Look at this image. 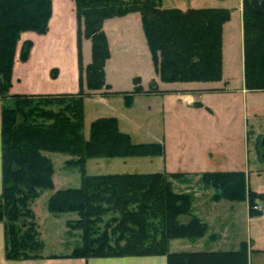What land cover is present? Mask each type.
Segmentation results:
<instances>
[{
  "label": "trees",
  "instance_id": "16d2710c",
  "mask_svg": "<svg viewBox=\"0 0 264 264\" xmlns=\"http://www.w3.org/2000/svg\"><path fill=\"white\" fill-rule=\"evenodd\" d=\"M78 18V53L81 88L76 94L14 95V106L2 108L3 178L1 205L10 206L8 214L17 215L39 189L53 188L52 160L45 152L70 156L68 163L81 169L89 158L159 156V142L134 143L122 132L116 117L92 121L90 137L83 134V79L92 89L108 87L104 66L110 56L105 20L140 12L142 25L152 54L153 64L166 82L216 81L222 78L223 25L230 20L226 8H162L161 0H75ZM244 29L245 80L248 89L264 90V0H242ZM52 14V0H0V95L7 97L18 40L24 31L46 33ZM92 39V61L82 64V40ZM32 41L24 42L20 58L27 60ZM156 85V84H155ZM152 86V91L157 86ZM140 79L133 91L122 93L126 105L143 93ZM58 106V110L48 106ZM182 173H108L83 175L78 188L53 193L48 208L55 214L76 212V222L85 229V243L74 256H123L165 254L167 264H248L247 244L236 251L170 252L172 239L195 240L207 226L192 215V196L174 190L172 179ZM206 186L216 190L215 200L244 201L249 198L250 214L258 193L248 190L243 171H206L200 174ZM264 200V196L260 195ZM117 237L112 244L106 229L96 235L95 226L103 217ZM186 217L187 220H184ZM6 227L7 255L28 257L37 248L17 245L14 230ZM11 237V239H10ZM34 246V247H33Z\"/></svg>",
  "mask_w": 264,
  "mask_h": 264
},
{
  "label": "crops",
  "instance_id": "0c3cea01",
  "mask_svg": "<svg viewBox=\"0 0 264 264\" xmlns=\"http://www.w3.org/2000/svg\"><path fill=\"white\" fill-rule=\"evenodd\" d=\"M180 5L179 7H164L163 0L161 1L162 8H179L183 11L190 8H204ZM220 8H226L231 13L230 20L223 25L222 78L207 82H166L161 79L153 64L140 12H129L123 16L105 20L104 31L108 40L110 56L106 60L104 72L110 94L100 92L93 94V99H88L90 102L85 100L86 108L89 104L93 112L89 122L85 120V129L87 126L90 128L91 122L97 118L116 117L119 129L128 133L134 143L159 142L163 144L164 117L167 112H171L173 116L172 131L176 137L179 138L181 135H186L184 133H189L187 143L191 144V139L195 136L205 134L207 137L208 135V140L206 139L204 144L197 147L196 153L189 148L190 146L187 148L192 163L183 164L182 168L176 162L172 163L174 168L166 167L164 148V154L159 156L111 158V160L124 165L137 160L135 161L137 164L130 165V167L134 166L133 168L141 167L142 165H139L143 163L151 164L157 160L164 166L161 170L151 172L131 170L118 173H182L188 179H193L195 176L194 180H197L199 175L206 171H243L246 174L248 188L259 193L250 186V177L251 173L257 174L259 177L264 175V168L260 166L261 164H256L252 170L247 159L245 168H236L238 166L231 165L222 169L219 166L232 156L230 155V140L231 138L234 140L236 135L229 131L228 125L230 117L234 115L241 119V132L236 139H245L247 149L250 147V141H254L258 159L264 160V146L261 145V141L264 140V90L248 89L246 86L242 0L238 2L237 6ZM114 24L119 30L112 37L107 28ZM226 28L229 29L227 46ZM27 40L32 41V47L28 59L22 61L20 59L21 48L24 41ZM91 61L92 42L89 39H83L82 64L86 67ZM136 78L140 79V85L144 92L136 94L132 104L128 106L125 104L122 93L134 90ZM152 84L157 85L155 91H152ZM125 87H128L130 91H124ZM80 88L81 72L76 3L75 0H52V14L48 31L40 34L29 30L21 35L16 48L9 93L12 96L76 94ZM83 88L88 90L84 79ZM6 100V97L0 95V197L4 189L1 114ZM156 129H158V133L155 131ZM89 133L84 134L86 139L89 138ZM250 137L252 138L250 139ZM175 145L173 160L178 161L184 151L180 152L178 146L181 144L176 139ZM96 163L99 164L100 161H96ZM210 166L218 168L206 169ZM261 193L264 194L263 191ZM209 194L208 202L203 199L208 204V210L218 213V209L223 207L226 209L224 213L228 216L227 219L231 216L229 212H226L227 209L233 208L234 204L240 206L242 215L247 217L245 218L246 226L248 225L250 235V240L245 241L248 264H264V210L261 214L252 216L249 213L247 201L232 203L220 200L217 202L212 199L213 192ZM256 203L264 205V200H256ZM184 218L187 220L186 217ZM210 239L212 240V238ZM179 241H183V239H172L171 244L175 245ZM225 244L226 246L223 248ZM225 244L221 248L208 247V252L237 250L230 247L231 245H228L227 241ZM176 250L170 247V251ZM188 251L202 250L194 248ZM0 264H167V256L156 254L84 257L58 253L10 258L7 255L5 224L0 221Z\"/></svg>",
  "mask_w": 264,
  "mask_h": 264
},
{
  "label": "rangeland",
  "instance_id": "374dc122",
  "mask_svg": "<svg viewBox=\"0 0 264 264\" xmlns=\"http://www.w3.org/2000/svg\"><path fill=\"white\" fill-rule=\"evenodd\" d=\"M178 1L184 3H179ZM239 1L240 0H163V6L179 7L181 6L180 4H185V7L189 5L199 6L204 8L233 7V6H237ZM235 21L237 20L235 19ZM103 28H104V24H103ZM107 30L109 34L113 37V35H115L114 33H116L117 30L119 29H117L116 24H114L108 26ZM228 31L229 29L226 28L225 30L226 46H227V38L229 35ZM21 35H20V39H21ZM20 39L18 40V42L20 41ZM83 39H89L92 42L91 37L90 38L84 37ZM154 85L155 84H152V86ZM87 88L88 90H84V96L82 98L83 109H84L83 134L85 133L87 134L90 132L89 126H87L85 129V120L89 122L93 113L89 104H87L88 108H86L85 100L88 99L92 100L93 94H98L100 92L104 94H110L109 88L107 87H102L100 89H92L87 86ZM124 91H130V90L128 89V87H125ZM6 99H7L6 100L7 105L14 106L16 104L17 99L12 97L10 93L7 94ZM48 107L58 110V106L56 105L48 106ZM172 119H173L172 113L167 112L164 117V121H165L164 134L162 137L163 139L162 142L165 148V158H166L165 165L167 168H174V165L172 163L176 162V164L181 166L182 168L184 166L183 164L189 165V163H192V159L187 153V148L190 146L189 148L194 150L196 153L198 150L197 147L204 144V141L206 139L208 140V135L207 137L205 136V134L203 136L197 135L191 139V144L187 143V140L189 139L188 138L189 133L188 134L184 133L186 135H181L179 138L173 134ZM228 126H229L228 127L229 131L236 135L234 140H232V138L230 140L231 142L230 155L232 156L228 157L225 163H221L219 166H221L222 169L230 167L231 165L238 166L236 168H245L246 160L248 159V162L250 163L252 170L255 168L256 164H261L260 166L264 168V160L258 159L257 150L254 147V141H250V147L247 149L245 144V139L244 140L236 139L239 132H241L240 117H238L237 115L231 116ZM157 130L158 129H156L155 131L158 133L159 131ZM251 138L252 137H250V139ZM175 139L178 140L179 144H181L180 146H178L180 152L182 153V151H184V153L181 154V158L178 161L173 160V150L176 147ZM45 154L52 160V164H53V174H52V179L54 183L53 188L39 189L34 197L28 199L25 206H21V205L19 206V212L17 213V215L8 214L10 206H7L5 202L1 205L2 215H3V220L1 222H4L5 229L8 225H10L9 228L10 232L14 230V233L17 236L16 238L18 241L17 245L21 246V244H23L27 248L29 246L28 245L29 243L31 245H34V241L37 242L36 243L37 248L33 251H30L29 252L30 255L28 256H44L47 254H58V253L73 254L76 248L83 246L85 243V229L77 225L76 222L79 220L80 216L76 212L55 214L49 210L48 202L50 197L53 195L55 191L65 188L80 187L82 183V177L84 174L97 175V174H108V173H118V172H130L131 170L135 172H151V171L161 170L164 167L163 165H161L162 162L159 163L157 162V160H154V162L151 164L143 163L139 165V166L142 165L141 167L137 166L133 168L134 166L130 167V165L137 164L135 162L137 160H134V162L124 165V164H119V162H116L115 160H111V158L95 157V158H89L86 161V164L84 166L85 168L81 169L78 166L70 165L68 163V160L70 159V156L68 155L58 152L57 153L45 152ZM96 159H101V160H96ZM96 161H100V163L97 164ZM214 168H218V167H212V166L206 167V169H210V170ZM194 177L193 179H188L184 174L178 179H172V182H173L174 190L176 192H185V193H189L192 196L191 213L192 215L197 216L202 222L206 224L207 231L200 238H197L195 240L183 238V241L176 242L175 245L174 244L172 245L170 240L168 244L169 251L171 247L172 249L175 250L177 249L176 251L173 252H192L188 250L194 248L208 252V247L213 246L216 248H221L226 241L228 245H231L230 247H232L233 249H237V250L240 249L241 244L243 242L250 240L248 225L246 226V219H245L247 217L242 215L240 206L234 204L233 208H230L229 210L227 209L226 212H229L231 215L229 216V219H227L228 216H226L224 213L226 209L223 207H220V209H218V213H215L214 210L211 211L208 210V204L206 203V201L208 200V194L210 192H213L212 199L215 200L213 196L216 194V190L211 186H206L201 181L200 175H199V179L197 180H194L195 179ZM250 186L252 187V189L256 190L259 193H261L262 191L264 192V175L262 177H259L257 176V174L251 173ZM248 190L251 189L248 188ZM260 195L264 196L263 193L259 194V196L256 198L257 201L262 200ZM203 199H205L206 201H203ZM220 200H227L232 203L241 202L236 200H228L225 198L217 199L215 201L220 202ZM244 201L248 202L249 205L248 209L250 213L251 203L249 202V198L247 197L246 200ZM111 217L112 215L104 216L103 221L98 223L95 226L94 230L97 232L95 235L97 236L102 234L107 229L108 233L111 235L110 242L113 244L115 238L117 237L116 235H118V233L112 235V228L115 225L114 223L111 224L109 228H107L106 226V223L111 219ZM210 238H212V240ZM225 246L226 244L223 246V248Z\"/></svg>",
  "mask_w": 264,
  "mask_h": 264
},
{
  "label": "built area",
  "instance_id": "2783aa9c",
  "mask_svg": "<svg viewBox=\"0 0 264 264\" xmlns=\"http://www.w3.org/2000/svg\"><path fill=\"white\" fill-rule=\"evenodd\" d=\"M253 208L257 211H262L264 209V206L262 204L256 203Z\"/></svg>",
  "mask_w": 264,
  "mask_h": 264
},
{
  "label": "water",
  "instance_id": "95a60500",
  "mask_svg": "<svg viewBox=\"0 0 264 264\" xmlns=\"http://www.w3.org/2000/svg\"><path fill=\"white\" fill-rule=\"evenodd\" d=\"M261 145H262V146H264V140H263V141H261Z\"/></svg>",
  "mask_w": 264,
  "mask_h": 264
}]
</instances>
